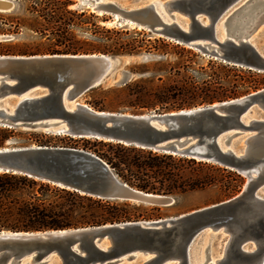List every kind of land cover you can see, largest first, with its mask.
<instances>
[{
    "label": "water",
    "instance_id": "95a60500",
    "mask_svg": "<svg viewBox=\"0 0 264 264\" xmlns=\"http://www.w3.org/2000/svg\"><path fill=\"white\" fill-rule=\"evenodd\" d=\"M117 26H133L223 63L264 73L252 35L264 0H72ZM12 6V5H11ZM224 34V38L221 35ZM13 37L0 36V41ZM104 54L0 55V126L117 142L218 164L246 178L236 196L178 217L77 229L0 230V264H193L204 236H225L199 264H260L264 256V88L239 98L162 113L96 110L79 101L112 81ZM135 76L121 72L114 84ZM13 98V104L8 102ZM242 135L238 148L231 138ZM0 172L35 177L92 197L171 206V196L123 183L96 155L75 148H0Z\"/></svg>",
    "mask_w": 264,
    "mask_h": 264
},
{
    "label": "trees",
    "instance_id": "16d2710c",
    "mask_svg": "<svg viewBox=\"0 0 264 264\" xmlns=\"http://www.w3.org/2000/svg\"><path fill=\"white\" fill-rule=\"evenodd\" d=\"M72 5L71 0H39V3H33L29 8L33 20L22 25L45 38L48 41L46 47L38 52L13 51L9 44L0 42V47L4 48L0 50V55L104 54L134 57L146 52L150 55L143 58L157 59L155 70L169 73V79L174 85L162 86L149 92L142 78L152 72L147 67L144 70L136 69L141 74V81L125 85L134 96L127 107L133 108L136 114L152 110L162 113L223 102L264 88V73L224 63L218 66L221 73L203 69L210 80L204 81L200 86V83L186 74L189 62L184 58L199 56L192 50L165 38L153 37L144 30L131 31L142 36V39L124 41L113 38L108 34L120 35L130 31H125L124 27L103 28L97 22L99 16L95 13H91L89 9H72ZM91 26L93 31L107 34L99 45L83 39L78 33L91 30ZM170 48L179 55L178 60H169L172 55L168 50ZM209 64L214 63L210 61ZM158 79L163 80L160 75ZM213 84L221 86V91L215 93ZM200 89L202 93L197 92ZM199 97L202 100L197 102L196 98ZM94 107L97 108L96 105ZM16 130L0 126V148L19 134ZM30 135L35 137L36 134ZM24 141L26 145L35 142L39 146H50L49 141L32 138ZM69 141L75 144L71 148L90 152L103 160L123 183L147 193L184 195L217 185L208 170L234 178L235 183L222 184L226 198L236 195L243 184L242 176L236 171L210 162L104 140ZM80 141L85 143L81 148L76 145ZM90 144L91 147L88 146ZM143 210L142 206L130 202L92 197L25 174L0 172V230L28 232L77 229L137 222L155 217L145 215L141 212Z\"/></svg>",
    "mask_w": 264,
    "mask_h": 264
},
{
    "label": "rangeland",
    "instance_id": "374dc122",
    "mask_svg": "<svg viewBox=\"0 0 264 264\" xmlns=\"http://www.w3.org/2000/svg\"><path fill=\"white\" fill-rule=\"evenodd\" d=\"M6 1L11 3L12 7L9 11H6V12L0 11V36L13 37V39L0 41V42L4 45L9 44L10 48L13 51L22 50V51H27V52H38V51L43 50L46 47L48 41L45 38H42L39 34L32 32L31 30L26 28L24 25H22V24H27V23L32 22L33 15L29 12V8L33 3L34 4L39 3V0H6ZM147 1L148 0H144L142 4L147 3ZM72 2H73V5L71 7L72 9H89L91 13H94L91 8L80 5L78 1H72ZM95 14L99 16L97 13ZM111 21H112V18L109 15L99 16V19L97 20V22L103 28L105 27L108 29H113V28L119 29V28L124 27L126 29L125 31H130V32H123L120 35L108 34V35H111L113 38H120L121 40H124V41L143 38L142 36H137V34H134L131 31L133 30L142 31L144 29H138L137 27H133V26H121L120 27ZM144 31L149 33L153 37H159L157 35L151 34L147 30H144ZM78 33L81 34L83 39L90 41L94 45H99V42L102 41V39L105 38V36L107 35L106 33L93 31L92 26H91V30L79 31ZM252 35L254 37L255 42L264 51V22H261L259 23V25L254 26V29L252 30ZM167 40L172 41L173 43H176V44H180L170 39H167ZM183 46L186 49L192 50L193 53L199 55V56H188V57H185L184 59L188 60L189 62V67L186 70V74L194 78V80H196L198 83H200L199 84L200 86L203 85L202 83L204 81L210 80V77L204 73L203 69H206L207 72L213 71V72L221 73V69L218 66L220 63H223L222 61L213 59L208 56H204L196 49L189 48L186 45H183ZM0 50H4V48L0 47ZM168 50L169 52L172 53L169 60L170 61L178 60L179 55L176 54V51H174L171 48ZM32 55L33 54L21 55V56H32ZM35 55H44V54H35ZM145 55H150V54L143 52L142 54H139L134 57H130L127 55H122V56L108 55V56L117 58L118 60L116 69L114 70L111 76V79H112L111 83L107 82L106 84L93 89V91L91 90L87 92L81 98H79V101L96 110L136 114L133 112L134 111L133 108L127 107L129 102L134 100V96L131 95L127 87H125L127 83H134V82L141 81L140 79L141 74L139 72H136L135 71L136 69L144 70V67L145 68L147 67L146 69L152 72L151 75H147L142 78V80H144V85L146 86L149 92H154L155 90L159 89L162 86L174 85L172 80L169 79L170 77L169 73H166V72L159 73L155 70L154 65L158 62V60L157 59L146 60L143 58V56ZM200 55L202 57H200ZM14 56H17V55H14ZM210 61H213L214 64L210 65L209 64ZM123 71L131 73L135 77L131 81H128L126 84H121V85L114 84L115 81H117L120 78L121 72ZM159 75L163 78L162 81L158 79ZM181 83L182 82H179V84ZM212 89L215 90L214 91L215 93H218L221 91V86L213 84ZM197 92L202 93V89L197 90ZM201 100H202L201 97L196 98L197 102H200ZM8 102L10 104H13L14 99L11 98L8 100ZM94 105H96L97 108H95ZM205 105L207 104L198 105L196 107H201ZM191 108H194V107H191ZM151 112H154V111L153 110L150 112L143 111L142 114L151 113ZM16 131L19 134L11 142H8L5 145V147H24V146H30V145H38L35 142H31L28 145H26L24 140H27L28 138L29 139L32 138L34 140L49 141L50 146L65 147V148H71L72 145H75L71 143L69 140H86V139L71 138L66 135L45 134L44 132L40 130H33V129L25 130V129L18 128ZM31 133H35L37 136L35 135V137H33L30 135ZM42 134H44L43 137H42ZM90 140H94V139H90ZM231 140H233V142L235 143V147L238 148L241 144L242 135L240 134L234 135L231 138ZM76 145L77 147L81 148L85 145V143L80 141ZM88 146L91 147V144ZM208 171L212 175V177L216 180L217 185H212L204 190L190 192L184 195L161 194V195L171 196L175 199V203L171 206H153V205L139 204V203H133V202H130V203L142 206L144 210L141 212H143L145 215L155 216L154 218L150 220H141V221H156V220H163V219L178 217L179 215L186 214L191 211L201 209V208L230 199V198L225 197L224 188L222 184L223 182L224 183H227V182L235 183L234 178H231L227 174L220 173L215 170H208ZM242 178H243V184L241 186L240 191L236 195H238L243 190L246 184V178L243 176ZM260 193L264 195V187ZM156 216H158V218ZM225 241H226L225 236H221V237L215 236V235H213L212 237L204 236L193 247V250H192L193 264H199V259L203 258L208 251H210L212 254H216L217 252H220L222 249V246L225 244ZM140 262L141 261L139 259H135L131 261H121L116 264H139Z\"/></svg>",
    "mask_w": 264,
    "mask_h": 264
},
{
    "label": "bare ground",
    "instance_id": "6f19581e",
    "mask_svg": "<svg viewBox=\"0 0 264 264\" xmlns=\"http://www.w3.org/2000/svg\"><path fill=\"white\" fill-rule=\"evenodd\" d=\"M11 5L12 4L6 0H0V11L2 12L9 11L12 7ZM221 38H224V34L221 35ZM61 135H64V134H61ZM260 264H264V256L262 257Z\"/></svg>",
    "mask_w": 264,
    "mask_h": 264
}]
</instances>
